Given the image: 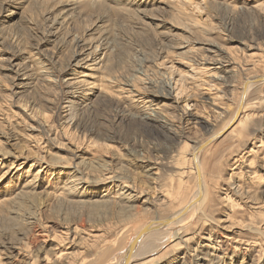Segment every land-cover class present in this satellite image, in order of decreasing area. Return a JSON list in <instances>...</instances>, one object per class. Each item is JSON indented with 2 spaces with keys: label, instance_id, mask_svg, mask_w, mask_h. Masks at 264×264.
<instances>
[{
  "label": "rangeland",
  "instance_id": "374dc122",
  "mask_svg": "<svg viewBox=\"0 0 264 264\" xmlns=\"http://www.w3.org/2000/svg\"><path fill=\"white\" fill-rule=\"evenodd\" d=\"M191 1L201 20L175 18L165 0H0V264L20 263L13 245L20 264H116L178 201L187 151L227 121L244 78L264 73V0ZM249 93L250 123L209 147L217 190L204 217L147 264H264V84ZM75 227L71 257L46 255L45 236Z\"/></svg>",
  "mask_w": 264,
  "mask_h": 264
},
{
  "label": "bare ground",
  "instance_id": "6f19581e",
  "mask_svg": "<svg viewBox=\"0 0 264 264\" xmlns=\"http://www.w3.org/2000/svg\"><path fill=\"white\" fill-rule=\"evenodd\" d=\"M68 1H71V0H68ZM77 3H79V1H76V2L72 1V3H68V4L63 3V5L60 6V9H59L61 16L58 18H60V20H62V22L66 23V21H65L66 16L63 15L64 12L67 13L68 10H72L71 7ZM165 3H167L168 6L167 5L166 6H167L168 10L171 11V14L175 18H181L184 15L186 17L187 14H192V15L194 14L198 18L197 20H201L200 18L202 17L201 15L203 13V11H202L203 9L201 8V4H199L198 2L193 4V2L191 0H165ZM261 9H263V11H264V7ZM205 22L203 21V23H205ZM202 70H204V68H202ZM187 74L189 75V78L191 77V79H193V81L198 79L197 75L193 74V71L191 74L188 72H187ZM185 76H187V75H185ZM187 79L188 78H186V80ZM201 82L205 83V84H209V82H207L205 80H201ZM179 84H180V82H179ZM263 84H264V73L252 75V76H247L246 78H244V80L241 82V86L239 88V91H237L238 95L236 94L237 95L236 99L235 98L233 99L235 101H234V103L231 104V106L233 105L232 108L230 110H228V109L224 110V113L225 112L229 113V117H228L227 121L222 125L221 128H219L215 132L210 133L205 138H203L199 143L195 144L190 150H188L187 153L185 154L184 158L182 159V162H180L181 163L180 166H182V167L184 166V167L180 168V170L178 172V177H179V181H178V185H177L178 194L173 199L174 201L175 200H178V201L169 206L170 208L166 214H164L162 216L158 215L157 223H154L153 221H145L143 223V225H141L136 230V233L139 232V235L136 238L135 243L124 250L122 259L119 262H117L116 264H147L156 258L157 253H159L162 250V248L167 247L171 243H172L171 246L173 248H177L179 245L189 242L190 238H187V235H185V234L188 232V230H190L195 225V223L197 221H199L201 219V217H204L205 210H207L211 201H213L212 200L213 199L212 198L213 191L215 189L217 190V188H216L217 183L210 180V186H208L207 178L205 177L204 165H206V164H204V163H207V166L208 165L210 166V164H208V163H211L210 161L214 160L215 154H216V151H210L211 149H209V147L221 136V134H223V132L226 129H229L233 126V130L241 132V130L250 123L251 118H249V115L246 113V109H247L246 99L248 98L247 96H249L248 94H250L249 92L251 90L258 88V87L262 86ZM78 86H80V85L78 84ZM84 92H85V90H84ZM81 93H83V91H81ZM218 93H222V91H219ZM216 97H217V95H216ZM218 97H221V96L219 95ZM214 98H215V96H214ZM215 101H216V99L211 100L212 104L215 105V103H216ZM217 101H218V99H217ZM228 106H230V105H228ZM69 112H70V110H69ZM179 119L181 120L182 116ZM70 120H72V119H70ZM175 137H177L178 139H181L182 135L179 133L178 134L176 133ZM104 140L113 141V137L111 135H108V136H105ZM260 143H262L261 139H260ZM208 151H209V153H208ZM241 158H239V159H241ZM234 162H236V161H234ZM40 170L37 172V174L40 172ZM42 171L43 170H41V172ZM189 174L191 175L192 180H193L192 191H191L190 195L186 198L179 197L186 190L185 186H186L187 182L184 181V178H186L185 176H187ZM108 175H111V174H109V173L106 174V178H105L106 181L109 180L111 182L112 179H115L114 175L112 176L113 178L111 176H108ZM99 178L101 179V177H99ZM234 178H235V175L230 176L228 181H230V179H231V181L228 183V187L232 188V192L235 195H238L240 197H242V196L247 197V195H245L244 190H243V182H241L237 178L236 179H234ZM93 179H96V178H93ZM97 179H96V181L94 180L95 183H98L101 181V180L98 181ZM103 179H104V177H103ZM211 183H213V184H211ZM128 188H130V187H128ZM121 189H123V188H121ZM128 190H129V193L127 194L128 199H130V198L132 199L137 195L136 194L137 192L135 193L134 189L131 188ZM131 192H134V193L131 194ZM247 193H249V192H247ZM227 196H225L224 198H227ZM252 197L256 198L255 195H253ZM134 200H136V199H133V201ZM143 203L147 204L146 200H144ZM62 228H63V226H62ZM68 230H64L65 232L61 231L60 234L51 233L49 236H45V238H44L45 241H43V242L48 243L50 241V243H51V241H52L55 243L53 245V247H51V249L53 251H50L49 254H46V255L51 254L54 257L56 256V258H58V259L59 258L61 259L62 257H66L68 255H70V257L72 256V253L69 252V249L74 245L75 236L79 232V229L77 227H75L73 229V231H68ZM102 236H103V233L100 231H91L90 235L88 236L91 239H89L88 241L92 242V244H96L99 242V239L102 238ZM88 237H86V238H88ZM208 237H212V236H207V239L209 240ZM207 239L205 238V240H207ZM2 246H4V244ZM9 246H10V244H9ZM60 248H62V249H60ZM4 250H5V248H4ZM11 250H13L16 253L15 259H13V260H15V262L21 263L20 258H21V256L23 257V255L21 253V249L17 245H13L11 247ZM3 252L5 253V251H3ZM25 254H26V252H25ZM1 255H2V253H1ZM2 258H4V257H2ZM12 258L13 257H11V259ZM8 263L9 262H7V264ZM22 264H24V263H22Z\"/></svg>",
  "mask_w": 264,
  "mask_h": 264
}]
</instances>
